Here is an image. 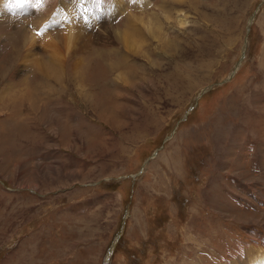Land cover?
Wrapping results in <instances>:
<instances>
[{
	"label": "rangeland",
	"instance_id": "374dc122",
	"mask_svg": "<svg viewBox=\"0 0 264 264\" xmlns=\"http://www.w3.org/2000/svg\"><path fill=\"white\" fill-rule=\"evenodd\" d=\"M263 63L264 0H0V264L228 262L232 100Z\"/></svg>",
	"mask_w": 264,
	"mask_h": 264
},
{
	"label": "bare ground",
	"instance_id": "6f19581e",
	"mask_svg": "<svg viewBox=\"0 0 264 264\" xmlns=\"http://www.w3.org/2000/svg\"><path fill=\"white\" fill-rule=\"evenodd\" d=\"M164 43H167L166 45L164 44L167 49L169 42L165 41ZM13 50V54H10L8 58L2 61V68L7 72L10 66L12 68L15 65L16 59L20 54L19 48L14 47ZM110 65L111 68L116 70L120 66V63L112 62ZM262 65H264V63ZM52 67H58V64H52ZM46 75L47 73L45 76ZM174 75L178 76V74ZM4 76L5 74L0 72V77L3 78ZM183 76L184 75L181 77ZM40 86L41 83L35 86L36 93L40 90ZM18 97L19 100L15 102L17 107H14L17 112L16 118L26 120L27 114L25 115L24 110L21 108L26 101L21 100L29 99L30 102V99L33 97V92L29 88L25 93L19 94ZM18 103L21 105L18 106ZM9 104L10 103H7V105ZM35 104L34 102L30 106L35 107ZM22 110L23 112H21ZM232 116V146L234 148L232 156L234 162L232 236L235 237L234 241L240 240L241 238L238 239L237 236H241V231H243V229L250 230V236L243 235L245 240L244 246H241V243H235L233 245L228 262L219 263L216 261L215 264H264V191H261L264 189V72L251 78L248 87L236 89L232 100ZM194 219L195 221L193 222L190 220V222L188 221L187 227H200L203 230L198 232L195 237L190 233V238L187 239L188 242L186 241L188 249L186 251L184 250L187 253L186 257H191L193 255L192 248L197 246H194L196 243L200 246L204 244V248L208 247L210 244V239L207 237L208 235L204 234L206 229L201 226L202 221L197 217ZM172 241H175L173 235L171 239H169V242ZM250 241H252V244L247 245ZM254 244L257 245L255 246ZM199 249L202 250L203 248L201 249L198 247L197 250ZM169 253V255H171V252ZM217 254H214L216 258H218L220 253ZM24 257L26 256H22V258ZM190 259L191 258H188L186 262ZM196 263L198 264V261L193 259L190 264Z\"/></svg>",
	"mask_w": 264,
	"mask_h": 264
},
{
	"label": "water",
	"instance_id": "95a60500",
	"mask_svg": "<svg viewBox=\"0 0 264 264\" xmlns=\"http://www.w3.org/2000/svg\"><path fill=\"white\" fill-rule=\"evenodd\" d=\"M252 14H251V16L249 17V21H251V19H252ZM249 29V26H247V30ZM245 51V45H243V48L241 49V58L243 57V55H244V52ZM111 251H113V249H111Z\"/></svg>",
	"mask_w": 264,
	"mask_h": 264
},
{
	"label": "snow or ice",
	"instance_id": "6c2138e0",
	"mask_svg": "<svg viewBox=\"0 0 264 264\" xmlns=\"http://www.w3.org/2000/svg\"><path fill=\"white\" fill-rule=\"evenodd\" d=\"M18 2H20V0H18Z\"/></svg>",
	"mask_w": 264,
	"mask_h": 264
}]
</instances>
